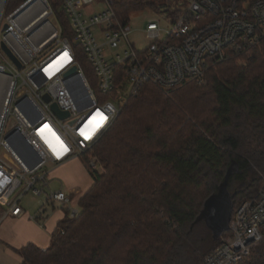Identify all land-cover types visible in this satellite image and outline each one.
Segmentation results:
<instances>
[{"label":"built area","instance_id":"obj_1","mask_svg":"<svg viewBox=\"0 0 264 264\" xmlns=\"http://www.w3.org/2000/svg\"><path fill=\"white\" fill-rule=\"evenodd\" d=\"M6 1L0 0V23ZM101 1L103 10L87 13L85 0H61L68 31L49 0H22L6 16L0 44L21 65L0 47V75L8 78L0 102V146L8 156H0V226L25 213L21 204L29 193L45 196L31 216L42 226L49 210L77 216L80 199L48 190L47 163L59 166L88 154L144 84L170 93L188 81H202L213 63L249 55L264 41V0H190L171 27L149 21L145 49L130 40L129 26L109 0ZM53 103L69 116L57 115ZM89 164L102 168L96 157ZM263 241L264 188L236 207L230 229L201 264H236Z\"/></svg>","mask_w":264,"mask_h":264},{"label":"trees","instance_id":"obj_2","mask_svg":"<svg viewBox=\"0 0 264 264\" xmlns=\"http://www.w3.org/2000/svg\"><path fill=\"white\" fill-rule=\"evenodd\" d=\"M21 1L7 0L4 13ZM49 1L68 31L61 0ZM109 2L126 26L132 12L155 6ZM89 153L102 169L86 157L94 184L79 214H66L48 248L18 250L22 264H201L221 239L203 238L196 220L228 173L232 213L264 188V41L170 93L144 84ZM236 264H264V241Z\"/></svg>","mask_w":264,"mask_h":264},{"label":"rangeland","instance_id":"obj_3","mask_svg":"<svg viewBox=\"0 0 264 264\" xmlns=\"http://www.w3.org/2000/svg\"><path fill=\"white\" fill-rule=\"evenodd\" d=\"M152 2L155 4V6H147L142 10L134 11L130 14L128 26L131 30V33L129 37L138 49H145L150 43V40L147 38V34L145 32L149 21L155 20L165 28L171 27L172 20L175 19V14H180L183 10H186L189 6L190 0H152ZM104 6L105 4L101 0H85L83 10L87 13L98 12L103 10ZM6 16L7 14L3 13L0 23V42L3 35V26L7 21ZM51 22L56 24L53 18H51ZM50 52L51 49L47 51V54ZM6 73L10 75L9 71ZM7 85V81L0 78V100L2 93L4 92L3 90L7 88ZM0 156L4 158L8 157L5 149L2 146H0ZM86 157L88 159H92L91 153H88L86 156L81 155L67 164L65 163L59 166H56L52 162L47 163V165L44 167V170L49 171L48 190L63 189L65 191H70V186L72 185L73 187L81 190L73 192V195L76 199H81L87 193L93 181V177L85 165ZM98 169L101 170L102 168L98 165ZM234 189L235 184L228 183V191L231 194L234 192ZM44 202V195L37 196L32 193L27 194L23 198L21 204L25 209L24 216H33L40 209ZM51 211L52 210H49V213H51ZM55 211L56 213L59 212V210ZM10 218L11 217L6 219L4 223L10 222ZM199 227L198 233L203 235V238L204 236L207 237L209 234H211L212 240H215L212 229L210 228L207 221H201Z\"/></svg>","mask_w":264,"mask_h":264},{"label":"crops","instance_id":"obj_4","mask_svg":"<svg viewBox=\"0 0 264 264\" xmlns=\"http://www.w3.org/2000/svg\"><path fill=\"white\" fill-rule=\"evenodd\" d=\"M0 78L8 83V78L6 76L0 75ZM5 90H3L2 96ZM93 184L94 180L92 181L91 187ZM70 188V191H65L63 189L59 190H63L67 193L81 191L72 185ZM55 210H59V212L56 213ZM65 216L66 211L57 208L49 213L45 221V226L34 221L31 215L28 217L24 216V214L19 217H11L8 223H4V221L0 226V264H22L23 257L18 250L30 243L36 244L41 248H48L51 245L53 234L56 232L59 223Z\"/></svg>","mask_w":264,"mask_h":264},{"label":"water","instance_id":"obj_5","mask_svg":"<svg viewBox=\"0 0 264 264\" xmlns=\"http://www.w3.org/2000/svg\"><path fill=\"white\" fill-rule=\"evenodd\" d=\"M6 27L7 25L5 24L3 29ZM1 47L11 59H13L19 66L21 65L4 42L1 43ZM75 70L76 68H74L71 73L75 72ZM45 98L47 101H50L49 96L46 95ZM52 108L61 118L69 116L68 111L60 110L55 103L52 104ZM22 156L24 157L25 155L23 154ZM230 174L231 172L228 173L226 180L220 186L219 191L212 194L205 201L203 210L196 220V222L204 220L209 223L215 240H219L222 235L230 229V220L233 208L232 194L228 191Z\"/></svg>","mask_w":264,"mask_h":264},{"label":"flooded vegetation","instance_id":"obj_6","mask_svg":"<svg viewBox=\"0 0 264 264\" xmlns=\"http://www.w3.org/2000/svg\"><path fill=\"white\" fill-rule=\"evenodd\" d=\"M231 216H232V214H231Z\"/></svg>","mask_w":264,"mask_h":264}]
</instances>
